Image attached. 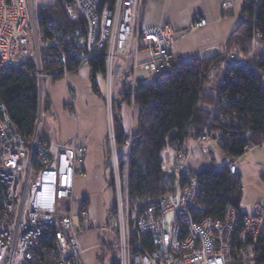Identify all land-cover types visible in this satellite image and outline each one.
I'll return each instance as SVG.
<instances>
[{"label": "built area", "instance_id": "1", "mask_svg": "<svg viewBox=\"0 0 264 264\" xmlns=\"http://www.w3.org/2000/svg\"><path fill=\"white\" fill-rule=\"evenodd\" d=\"M144 2L62 0L68 20L85 23L84 31L70 33L58 30L52 22L41 25L35 0H0V70L21 69L34 61L38 83L32 138L27 139L14 125L0 102V264H84L80 235L93 227L89 208L84 203L79 206L74 195L86 148L76 138L65 145L42 135L47 83L57 80L56 75L43 71L41 49L47 47L56 49L60 56V79L66 82L69 114L74 118L75 93L69 78L82 68L90 69L98 58L104 59L101 77L117 207L116 241L107 246L115 250L118 264H256L253 257L264 248V206L256 204L253 210L245 211L241 223L239 211L232 207L222 220L205 216L199 201V180L189 166L195 148L215 159L217 165H224L230 175L238 174L237 160L222 150L215 155L208 127L187 153L165 145L160 172L171 178L170 189L146 198L139 209H130L128 177L121 170L115 131L116 111L119 106L128 110L129 161L140 111L136 91L140 83H146L140 73L147 74L152 83L178 60L176 31L171 25H142ZM232 9L231 3L223 4L225 12ZM207 25L206 20L195 18L188 32ZM261 49L264 57V47ZM254 55L252 52L250 58ZM236 62L231 56L230 63ZM212 74L223 76L225 71L213 68ZM255 149L249 144L244 152Z\"/></svg>", "mask_w": 264, "mask_h": 264}, {"label": "trees", "instance_id": "2", "mask_svg": "<svg viewBox=\"0 0 264 264\" xmlns=\"http://www.w3.org/2000/svg\"><path fill=\"white\" fill-rule=\"evenodd\" d=\"M39 18L41 25L52 22L64 32L85 29L83 21L68 20L62 0L40 7ZM240 20L221 55L178 58L170 70L156 76L152 83L138 85L136 102L140 111L132 135L129 161L127 153H123L129 136L123 127L121 106L117 108L119 118L115 122V131L121 170L128 177L131 211L139 209L146 198L161 194L157 191L162 180L160 155L167 143L180 153H187L192 147L190 143L198 140L208 127L213 149L222 150L237 161L246 154L244 148L247 145L252 144L255 148L264 145V57L261 51L250 58L253 46L264 47V0H243ZM231 56L235 57L236 63H230ZM41 59L43 71L56 75V81L60 80L63 65L58 51L42 48ZM213 68L225 71V74L215 76ZM104 70L102 57L91 65V87L99 96L102 91L97 79ZM35 72L34 61L21 69L0 70V102L27 139L34 136L38 114ZM48 106L49 99L46 112ZM42 135L50 139L44 128ZM210 159L212 161L199 171L190 167L199 180V201L204 206V215L222 220L232 207L239 211L242 223V177L239 172L230 175L224 165H217L215 159ZM108 170V186L113 188V177L109 181ZM114 215L115 211L111 210L110 226L114 225ZM253 260L256 264H264V248L255 253Z\"/></svg>", "mask_w": 264, "mask_h": 264}, {"label": "crops", "instance_id": "3", "mask_svg": "<svg viewBox=\"0 0 264 264\" xmlns=\"http://www.w3.org/2000/svg\"><path fill=\"white\" fill-rule=\"evenodd\" d=\"M225 2L233 5L230 12L223 10ZM242 4L243 0H145L142 25L146 28L161 24L171 25L176 31L175 53L179 59L196 56L212 57L223 53L224 44L239 26L241 20L240 18L239 20L234 19V16L240 15ZM236 9L238 12L235 11ZM195 18L206 20L208 25L188 32ZM90 78L89 68H82L69 78L70 87L75 93L76 109L79 108L81 112L80 122L78 123L76 118L69 114L67 86L66 90L59 87L56 92L49 93L47 118L54 116L55 123L52 125L46 120L44 130L46 136L52 140L69 145L76 138L77 143L86 148V161L81 167V174L76 179L74 191L77 204L79 206L86 204L93 218L92 229L80 235L82 246L85 249L83 261L84 264H113L115 250L108 246L101 247L103 244L112 245L116 241L115 225L110 226L108 222L109 213L114 207V193L107 182V119L103 98L93 92ZM87 87H89V95ZM121 115L123 127L126 128L128 110L124 106H121ZM101 124L102 131L99 129ZM253 154L252 162H259L264 156V145L258 147ZM197 159L193 157L189 161V166L194 170L199 164ZM246 170L242 163L238 164L243 187L241 208L244 212L246 209L248 211L249 207L261 204L264 198L263 186L255 189L256 194L248 191L250 187L248 182L251 177H247ZM257 178L264 184V173ZM243 204L245 209L242 207ZM76 224L79 227L78 221Z\"/></svg>", "mask_w": 264, "mask_h": 264}, {"label": "rangeland", "instance_id": "4", "mask_svg": "<svg viewBox=\"0 0 264 264\" xmlns=\"http://www.w3.org/2000/svg\"><path fill=\"white\" fill-rule=\"evenodd\" d=\"M54 1L55 0H35V4H36V6H37V14H38V16H39V13H40V7H45V6H48V5H51V4H53L54 3ZM145 3V2H144ZM238 9H236L235 11L236 12H238L237 11ZM239 18H240V15H236V16H234V19H236V20H239ZM39 20H40V18H39ZM257 47V48H256ZM262 47H260V46H253V52H257V55H259L260 54V52L262 51V49H261ZM256 54V53H255ZM251 56V55H250ZM90 70H91V68H90ZM75 74H77V73H75ZM74 74V75H75ZM73 76V75H72ZM140 77L143 79H145L144 81L146 82V83H149L150 82V79L148 78L147 79V74H145V73H140ZM97 81H98V83H99V85H100V87H101V91H102V95H100L101 96V98H103V89H104V81H103V78L100 76V77H98V79H97ZM69 85L71 84V80L69 79ZM90 83H91V81H90ZM59 87H63L65 90H66V82H65V80H62V79H60V81L59 82H55V81H52V82H48L47 83V91H48V94L50 93V92H56L57 91V89L59 88ZM116 90H117V88H116ZM87 93H88V95L90 94V92H89V87H87ZM48 99H49V96H48ZM103 102H104V98H103ZM104 106H105V103H104ZM76 111H77V118H76V121L79 123L80 122V115H81V112H80V110H79V108H77L76 109ZM105 112H106V106H105ZM138 114V113H137ZM138 116V118H139V115H137ZM138 118H137V121H138ZM46 120H48V122L49 123H51L52 125L55 123V117L53 116V117H49V118H47V112H45V119H44V123H45V121ZM137 121L135 122L136 124H137ZM44 123H43V128H44ZM134 128L136 129V125L134 126ZM99 129H101L100 131H102V124H101V126H100V128ZM107 130H108V124H107ZM193 144L194 143H190V147L191 146H193ZM107 152H106V159H108V162H107V160H106V162L108 163V168H109V170H108V179H109V181H110V179H111V170H110V152H109V143H107ZM211 146L213 147L214 146V143H211ZM258 150V148H256L253 152H250V153H246L243 157H241V158H239L238 159V164L239 163H242L243 164V166L247 169L246 170V172H247V177H251V180H249V182H248V184L250 183V187H248V191L250 192V193H255L256 194V191H255V189L256 188H261V186H263V188H264V184H263V182H261L260 181V179L259 178H257V176H261V174H263L264 173V156H262V158L260 159V161L258 162V161H256V162H252V160H251V157L254 155L253 153L255 152V151H257ZM123 153H127V148L126 149H124L123 150ZM214 153H215V155L218 157V155H219V150L218 149H214ZM193 157H194V159H197L196 161L197 162H199V164H198V166H196L197 167V169H195V170H198L199 168H203L204 166H205V164H207V163H210L212 160L210 159V157H208V156H206V155H203L201 152H200V148H195V150H194V153H193ZM192 157V158H193ZM243 158V161L241 162V159ZM215 162V161H214ZM213 162V163H214ZM217 162V161H216ZM215 162V163H216ZM192 164V163H191ZM195 167V168H196ZM201 168V169H202ZM200 169V170H201ZM123 172V171H122ZM239 172V171H238ZM161 188L160 189H162V190H160V189H157V191H158V193H159V191H161L162 193H165L166 192V189L167 190H169L170 188V183H171V185H172V180H171V178L170 177H168V176H165V175H163L162 173H161ZM244 183V182H243ZM167 185V186H166ZM244 186H245V184H244ZM163 187V188H162ZM110 189H112V188H110ZM165 189V190H164ZM112 191H113V189H112ZM114 193V192H113ZM244 203V202H243ZM264 204V198L262 199V201H261V205H263ZM258 204H260V203H258ZM84 206H85V204H84ZM245 205L243 204V208L245 209V207H244ZM264 206V205H263ZM85 207H87V206H85ZM116 204H114V207L112 208V212H114L115 211V213H116ZM130 209H131V207H130ZM248 210H253V206L252 207H249V209ZM246 211H247V209H246ZM113 218H114V216H113ZM114 220V219H113ZM114 225H115V223H114ZM90 231V230H89ZM88 232V231H87ZM114 232L116 233V231L114 230ZM85 233V232H84ZM104 246H107V245H104L103 244V247ZM101 247H102V245H101ZM112 249V248H111ZM113 259L115 260V261H117V256H116V254H114V257H113Z\"/></svg>", "mask_w": 264, "mask_h": 264}, {"label": "water", "instance_id": "5", "mask_svg": "<svg viewBox=\"0 0 264 264\" xmlns=\"http://www.w3.org/2000/svg\"><path fill=\"white\" fill-rule=\"evenodd\" d=\"M107 160V162H108V159H106ZM107 166H108V163H107Z\"/></svg>", "mask_w": 264, "mask_h": 264}]
</instances>
